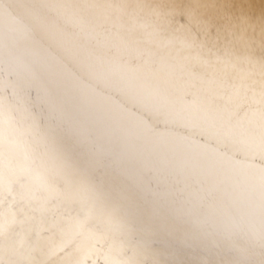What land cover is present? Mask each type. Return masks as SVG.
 <instances>
[{
	"label": "bare ground",
	"instance_id": "bare-ground-1",
	"mask_svg": "<svg viewBox=\"0 0 264 264\" xmlns=\"http://www.w3.org/2000/svg\"><path fill=\"white\" fill-rule=\"evenodd\" d=\"M168 39L174 42L165 45ZM182 39L192 47L181 45ZM117 59H131L142 72L132 79L111 72ZM149 66L161 69V76L170 73L174 84L201 101L211 92L227 96L233 86H247L251 108L241 111L248 112L243 124L217 127L230 133L224 140L229 148L222 149L229 154L233 139L258 142L261 105L253 101L264 88V0H0V81L20 85V95L37 115L47 116L39 88L53 81L71 88L79 80L94 90L83 102L104 122L129 132L131 142L144 150L131 163L130 179L117 178L138 205L130 223L95 207L77 185L41 166L42 130L19 137L3 159L4 264H76L82 258L84 264H104L111 247L128 245L130 232L153 240L166 264H264V174L258 168L241 154L236 160L242 163H229L179 144L153 148L131 132L137 117L163 127L143 107L158 87ZM11 91L5 88V94ZM72 94L80 99L78 90ZM207 115L211 120L214 113ZM30 124L22 122L25 129ZM181 131L200 139L198 130ZM19 177L28 191L40 186L41 177L54 187L39 192L47 199L45 210L31 213L42 225L21 224L19 214L13 222L9 205L11 211L20 207ZM100 236L107 239L96 244L93 237ZM93 245L95 251L85 258Z\"/></svg>",
	"mask_w": 264,
	"mask_h": 264
},
{
	"label": "snow or ice",
	"instance_id": "snow-or-ice-1",
	"mask_svg": "<svg viewBox=\"0 0 264 264\" xmlns=\"http://www.w3.org/2000/svg\"><path fill=\"white\" fill-rule=\"evenodd\" d=\"M173 42L172 39H168L163 43L167 45ZM180 43L184 47H192V43L186 39L180 40ZM200 56L197 53L196 58L199 59ZM109 70L132 79L142 72V66L134 65L131 59L123 62L117 59ZM160 71L161 69L153 70L148 67L149 74L158 79V87L147 94L143 107L151 118L163 127H156L151 119L137 117L135 128L131 130L137 140H144L146 145L150 144L153 148L179 144L186 149L210 152L216 160L229 163H242L236 160V155L241 154L249 166L258 168L264 174V88L260 92V99L253 101L261 105L262 133L258 142L233 139L229 154L222 149L229 148L224 140L230 133L222 134L217 123L221 126L231 125L233 121L237 125L243 124L248 112L244 111L242 116L241 111L251 108L247 86H233L232 92L227 96L211 92L206 100L201 101L194 93H188L184 87L174 84L170 73L161 76ZM33 79H37L35 74ZM6 87H11L10 94H5ZM73 89L79 91V100L72 94ZM21 91L22 88L18 84L5 85L0 81V187L4 181L5 149L17 145L19 137L27 131L39 129L43 132L42 146L46 157V160L41 162L42 167L63 179L66 184L77 185L95 207L110 209L128 219L130 223L133 222L138 205L130 194L129 187L117 183V178L130 179L131 163L137 158V153L144 156V150L138 149L137 145L131 142L129 132L122 131L115 123L104 122L92 110L90 104L83 102L94 95V90L79 80L73 81L71 88L61 87L55 81L41 86L39 98L47 107V116L37 115L27 99L20 95ZM221 100L224 101L223 104L218 103ZM209 111L214 113L211 120L207 115ZM24 120L31 121L28 129L22 126ZM181 129L198 130L200 139H195L191 133L186 134ZM210 141H215L219 147L211 148ZM257 160L260 163H254ZM164 163L166 166L167 162ZM30 171L25 170L26 173ZM23 179L24 177H19L17 180L21 189L18 211H11L13 205H9L13 222L19 214L24 217L20 220L21 224L36 221L42 225L43 219L37 220L31 213L45 210L47 199L41 197L39 192L52 191L54 187L41 177L40 186L28 191ZM9 193L11 194L10 186ZM15 202L16 198L13 197V203ZM3 203L0 193V204ZM33 203L38 206L33 207ZM3 215L0 213V216ZM3 230L4 225L0 224V235L3 234ZM37 235L39 236V232ZM93 239L99 244L107 238L100 236ZM154 243L151 239L147 242L139 240L134 232H130L128 245L120 243L119 246L111 247L109 254L105 255L104 264H166L162 259V250L155 247ZM93 251L95 245L85 253V258ZM127 251H131L132 255H125ZM0 264H4L2 258ZM76 264H84V258Z\"/></svg>",
	"mask_w": 264,
	"mask_h": 264
}]
</instances>
